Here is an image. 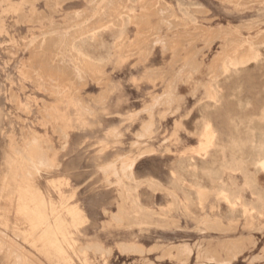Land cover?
<instances>
[{
	"label": "rangeland",
	"instance_id": "rangeland-1",
	"mask_svg": "<svg viewBox=\"0 0 264 264\" xmlns=\"http://www.w3.org/2000/svg\"><path fill=\"white\" fill-rule=\"evenodd\" d=\"M66 1L0 0V264H196L169 244H194L204 226L147 180L196 220L219 205L224 228L242 224L232 233L248 258L236 264H264V0H115L130 12L119 18H105L107 0ZM146 33L160 39L154 52ZM41 53L86 80L51 78ZM79 115L84 125L63 117ZM135 159L131 181L123 167ZM121 193L170 214L133 219Z\"/></svg>",
	"mask_w": 264,
	"mask_h": 264
},
{
	"label": "bare ground",
	"instance_id": "bare-ground-1",
	"mask_svg": "<svg viewBox=\"0 0 264 264\" xmlns=\"http://www.w3.org/2000/svg\"><path fill=\"white\" fill-rule=\"evenodd\" d=\"M66 0H64V2H65ZM73 1V0H72ZM82 1H84V0H76V2H74V3H68V4H75V3H80V2H82ZM97 1L98 0H95L91 5H96L97 4ZM3 2H4V0H3ZM66 2H69V1H66ZM65 2V3H66ZM99 2V1H98ZM5 3H7V2H5ZM116 2H115V0H107V2L105 3V5H104V7H105V12H102L103 14H105L106 16H105V18H108L109 17V14L111 13H114V15L116 16V17H120V13L122 12H124V13H127V14H129L130 12L128 11V9H125V8H122L121 9V11H119V10H117V9H115L113 6H114V4H115ZM59 4V3H58ZM104 4V3H103ZM162 4H164V3H162ZM60 5V4H59ZM170 11V10H169ZM172 11V10H171ZM170 11V12H171ZM205 11V10H204ZM82 12V11H81ZM163 12V9L160 11V13H162ZM169 12V13H170ZM84 13H86V14H88L87 12H84ZM165 13H168V12H165ZM22 14V13H21ZM70 14V13H69ZM68 14V15H69ZM173 14V13H172ZM207 14V13H206ZM162 15V14H161ZM165 15V14H164ZM174 15V14H173ZM19 16V15H18ZM25 16V15H24ZM74 15H69V18L71 17H73ZM149 16V15H148ZM166 16V15H165ZM65 17H67V16H65ZM77 16L75 15V18H76ZM162 17V16H161ZM48 18V17H47ZM68 19V18H67ZM74 19V18H73ZM110 19V18H109ZM174 20H176V19H173V21ZM207 20V19H206ZM76 21V20H75ZM78 21V20H77ZM111 21H112V19H111ZM35 22V21H34ZM73 22H74V20H73ZM133 22H135V20H133ZM159 22H161V23H170V20H165V18H162V19H160V21ZM206 22V21H205ZM208 22H210V21H208ZM160 23V24H161ZM167 23H166V26H168L167 25ZM178 23V22H177ZM177 23H170V25L169 26H171V24H173V26L175 25H177ZM181 23V22H180ZM179 23V24H180ZM134 24V23H133ZM149 24V23H148ZM120 25V24H119ZM197 25V24H196ZM199 25V24H198ZM71 26V25H70ZM150 26V25H149ZM161 26H162V24H161ZM158 27H159V25H158ZM149 28V27H148ZM161 28V27H160ZM173 28V27H172ZM186 28V27H185ZM194 28V27H193ZM197 28H199V31H200V33H203V35L204 34H206V33H208L209 32V30H210V28L208 29L207 27H205V26H200V27H197ZM53 29V28H52ZM45 30H47V29H45ZM55 30V29H54ZM227 30H229V29H227ZM248 30V29H247ZM153 31V30H152ZM222 31V30H221ZM221 31H219V32H221ZM214 32V31H213ZM216 32V31H215ZM148 33V32H147ZM146 33V37H145V40H144V44H143V47H146V49L147 50H149V49H151L153 52H154V48L156 47V45H157V43L159 44V42H160V39H158V40H156V39H153L154 38V36L152 35V34H147ZM212 33V32H211ZM213 34V33H212ZM216 34V33H215ZM223 34V33H222ZM225 34L227 35V36H229V35H237L238 37H236L235 36V38L236 39H239V42L241 43V46L243 45V47L245 48L246 46H248L245 42V38L243 37V36H241V35H239L238 33H235V32H232V31H225ZM138 35V34H137ZM151 35H152V37H151ZM157 35V34H156ZM159 35V34H158ZM162 35V34H161ZM207 35V34H206ZM216 36H219V35H217L216 34ZM226 36V37H227ZM60 37V35L59 36H57L56 38H59ZM206 37V36H205ZM63 38H64V35H63ZM137 38V37H136ZM150 38H152L153 40H151L150 41ZM232 39H230L231 41L234 39V43L236 42V40H235V38H233V37H231ZM166 39H167V37H166ZM138 42L140 41V42H143V39L142 38H140L139 37V39L137 40ZM53 40L52 41H49L48 43H47V45H46V47H47V49L49 50L52 46H53ZM168 42V41H167ZM233 42V41H232ZM238 42V41H237ZM55 43V42H54ZM166 43V41H164V44ZM167 44V43H166ZM237 44V43H236ZM169 45V42H168V44H167V46ZM157 46H159V45H157ZM163 47H166L165 45L163 46ZM170 47H171V45H170ZM169 47V48H170ZM246 48H248V47H246ZM71 50H72V53L75 55V56H77L78 57V59L81 57L82 59H85V57L84 56H82L81 54H79L75 49H74V47L72 46V48H71ZM54 52V51H53ZM249 52V51H248ZM241 53V52H240ZM42 54V57L44 58V59H42L41 58V56L39 57V58H41L42 60H40L39 59V61H44V63L43 64H45V65H43L42 63H41V66L43 65V67L45 66V68L47 69V71H48V75L49 74H51L52 75V73H49V72H56V71H62V70H65L66 69V71L68 70V73H69V75L68 76H74V77H77L78 79L80 78H84L85 80H86V78H85V76L80 72V71H78L77 73H76V75H73V71L71 70V68L70 67H68L67 65H66V63L63 61V60H61V59H59V62L58 63H52V58L50 59V57H49V55H45V54H43V53H41ZM194 54V53H193ZM242 54V53H241ZM247 54V53H246ZM245 54V55H246ZM240 55V54H239ZM191 56H193V55H191ZM35 57V56H34ZM124 57V56H123ZM194 57V56H193ZM192 57V58H193ZM191 58V57H190ZM54 59V58H53ZM192 60V59H191ZM190 60V61H191ZM188 62H189V60H188ZM191 63V62H190ZM215 63V62H214ZM34 64V63H33ZM38 63H36V65H37ZM40 65V64H39ZM43 67H42V69H43ZM35 68V67H34ZM44 68V69H45ZM37 69V68H36ZM70 69V70H69ZM24 71V70H23ZM70 71V72H69ZM65 73V71H62V73ZM76 72V71H75ZM26 73V72H25ZM28 73V72H27ZM44 73H46V72H44ZM57 73V72H56ZM59 73V72H58ZM68 73H65L66 75L68 74ZM46 75V74H45ZM51 75H49L50 77H51ZM55 76H57V75H55ZM61 79H62V76H60V75H58ZM57 76V77H58ZM54 76H52L51 78H53ZM58 77V78H59ZM65 77H67V76H65ZM68 78V77H67ZM54 79H57L56 77L54 78ZM61 79H58V80H55L54 82L55 83H57L58 84V82L59 81H63V80H66V79H64L63 78V80H61ZM70 78H68V80H69ZM75 79V78H74ZM71 80V79H70ZM67 81V80H66ZM65 81V82H66ZM53 82V83H54ZM141 82V81H140ZM63 83L61 82V85H62ZM54 85V84H53ZM59 85H60V83H59ZM64 87V86H63ZM167 90H169V89H167ZM169 91H167V93H168ZM171 93V92H170ZM57 95V94H56ZM167 96V94H164V96ZM170 95V94H169ZM164 96H162V97H164ZM156 97V96H155ZM159 99H161V96H160V98ZM173 99V98H172ZM73 101V100H72ZM71 101V102H72ZM75 102V103H74ZM73 103H72V106H76V104L78 103H76V101H74ZM172 102V101H171ZM97 103H100V102H97ZM169 103V102H168ZM16 105V104H15ZM19 105V104H18ZM155 105V104H154ZM77 107V106H76ZM78 108V107H77ZM77 108H76V110H77ZM147 110H149V109H147ZM89 111H91V109H89ZM88 111V112H89ZM93 111V110H92ZM92 111L90 112V113H92ZM150 111V110H149ZM94 112V111H93ZM77 113V112H76ZM78 114V113H77ZM80 114V113H79ZM60 115V114H59ZM153 116V115H152ZM167 116V115H166ZM63 117H65V120L68 122V123H72V122H76V124L77 125H84L85 124V119L83 118V116H81V115H79L78 117L76 116V119L75 120H72V119H70L69 117L67 118L66 116H63ZM150 117H151V115H150ZM165 117V116H164ZM153 119V118H152ZM87 122V121H86ZM153 122V121H152ZM150 124H151V122H150ZM147 125V124H146ZM87 126H89V125H87ZM153 127V126H152ZM148 128H150V127H148ZM147 128V129H148ZM148 131V130H147ZM146 131V132H147ZM68 134L67 133H64V137H65V139H67L68 138ZM37 138V137H36ZM29 146V145H28ZM41 146V145H40ZM49 146H51V145H49ZM53 148V147H52ZM49 149H51V147L49 148ZM36 154V153H35ZM44 155H43V160H40L38 157V159L40 160V161H36V162H41V163H43V165L45 164V163H49L50 161H49V159H48V155L46 154V153H43ZM39 155V154H38ZM144 155V154H143ZM35 156H37V154L35 155ZM26 157V156H25ZM36 158V159H37ZM28 159V158H27ZM136 161H137V159H135V160H133V161H131L130 163H124V167H123V170H124V174L125 173H128V171L130 170L131 172L133 171V167H135L134 165H135V163H136ZM30 162V161H29ZM31 163V162H30ZM35 164V163H34ZM50 165V164H49ZM48 165V166H49ZM115 169H116V167H115ZM111 171L112 170V168L111 169H109L108 168V171ZM35 171V170H34ZM115 171V170H114ZM28 174V173H27ZM32 174V173H31ZM123 174V175H124ZM23 175V174H22ZM119 177V176H118ZM120 178V177H119ZM131 179H132V176H131ZM130 179V180H131ZM131 181H133V180H131ZM119 183H120V186H122L123 188H125L126 186V184L125 183H123L122 182V180H120L119 181ZM125 184V185H124ZM119 186V185H118ZM119 186V187H120ZM154 187L156 188H162L163 190H162V193L164 194L165 193V195H166V198H168V199H170L171 198V201L173 200V199H175V202H172V204L174 203V205H175V208L177 209V211H179V212H181V213H185L184 214V219H186L187 221L189 220H191L192 222L194 221V223H195V221L198 223V224H201V225H203L204 227L202 228V227H200L199 229H198V234H199V238H198V241L197 242H195L194 244H192V243H188L187 241H182V243L181 244H179V245H176V247L178 248V257L179 256H181V257H186V263H188V259L190 260V258H191V256H193V254H194V256H196V264H236V263H238V262H240V260L241 259H246V258H248V256H247V254H245V250H244V248L246 247H243L244 245H245V243L243 242V239H235V237L237 236V235H235V234H233L232 232L234 231V232H236V231H238V229H240V227L242 226V224L241 225H239V223H237L236 224V226H235V228L233 227V228H231V227H229L228 229L227 228H224V226L222 225V217H221V215H222V213H221V211H220V208H218L219 207V205L217 206V207H214L213 206V208H212V213H210L209 212V210H208V208H210V206H202L204 209L206 208L207 210L203 213V218L201 219V220H196L195 219V216L194 215H192V216H188L187 214V209L189 208L184 202H183V200H181V198H180V196L175 192V191H173V190H171V191H169V189L168 188H165V186L164 185H158V183H156V184H154ZM127 189V188H126ZM129 189V191H132L133 189H131V188H128ZM135 190V189H134ZM122 191H124V190H122ZM158 191V190H157ZM199 191V190H198ZM156 192V191H155ZM154 192V193H155ZM161 192V191H160ZM172 193V195H170L171 193ZM128 193V192H127ZM205 194V192L204 191H202V192H200L199 193V197H200V200H201V198L203 197V195ZM175 195V198L173 197ZM224 196V195H223ZM130 197H131V199H130ZM173 198V199H172ZM128 200L127 201V203L130 201V200H132L131 202L133 203V206H132V210L134 211H132L133 213H131V211H123V208L126 206V205H124L125 203H124V201L125 200ZM121 200H122V204H120V206H119V210H121L122 211V214H123V212H124V214L125 213H127L128 215L130 214V216H131V218H138L139 219V217H140V215L137 213L136 214V212L137 211H139L138 210V208L140 207L141 208V206H138V202H139V196L136 194V196H134V195H132V194H129L127 197H123V194L121 193ZM174 201V200H173ZM229 201H230V199H229ZM130 202V203H131ZM201 202V201H200ZM129 203V204H130ZM230 204L231 205H235V203H233V202H231L230 201ZM122 205H124V207H121ZM211 205H214V204H211ZM170 206V205H169ZM201 207V208H202ZM167 210H168V208H166ZM190 209V208H189ZM218 209H219V211H218ZM234 209V208H233ZM142 210V209H141ZM120 211V212H121ZM169 211V210H168ZM149 212V211H148ZM149 213H151V214H153V215H147V213L145 214V215H143V217L145 218V219H153V218H155V216H159V217H165V216H167L168 214H170V213H166V212H164V211H161V212H157V211H151V212H149ZM176 213V212H175ZM233 213H236L235 211H233ZM135 215V217L133 216V215ZM211 214V215H210ZM119 216V215H118ZM126 216V215H125ZM235 216V215H234ZM127 217V216H126ZM168 217V216H167ZM114 218H115V216H114ZM130 218V217H129ZM166 218V217H165ZM190 218V219H189ZM122 220V219H121ZM175 221V220H174ZM152 222H154V220L152 221ZM170 222V221H169ZM172 222H173V220H172ZM156 223V222H155ZM175 223V222H174ZM177 225V224H176ZM246 226H248V225H245V227ZM211 230H212V232L213 231H215V232H217V234L218 235H221V236H218V237H213V236H210V235H208V233H211ZM246 229H243V230H241V231H245ZM42 231V230H41ZM241 231H240V233L239 234H241ZM221 233H223V234H221ZM227 233V234H226ZM229 233H232V234H229ZM182 235V238H184V237H186V235H183V234H181ZM242 235V234H241ZM245 235V234H244ZM210 238V240H208ZM227 239L228 238V240H226V241H223V239ZM216 239V241H214ZM254 242H255V245L253 246V248H255V246H256V241L254 240L253 241V243L252 244H254ZM244 244V245H243ZM171 247H173V246H171ZM176 247H174V248H171V251L173 250V249H175ZM176 250V249H175ZM174 250V251H175ZM246 251H247V247H246ZM173 252V251H172ZM181 253V255H179ZM149 254V253H148ZM263 258V257H262ZM158 259V258H157ZM181 259V258H180ZM260 259H261V257H260ZM20 260V259H19ZM249 260H250V264H254V261H255V258H253V256L251 255L250 257H249ZM259 261V260H258ZM19 262V261H18ZM264 262V261H263ZM19 264H20V262H19Z\"/></svg>",
	"mask_w": 264,
	"mask_h": 264
},
{
	"label": "crops",
	"instance_id": "crops-1",
	"mask_svg": "<svg viewBox=\"0 0 264 264\" xmlns=\"http://www.w3.org/2000/svg\"><path fill=\"white\" fill-rule=\"evenodd\" d=\"M148 127H149V126H147V128H148ZM149 129H150V128H148L147 130H149ZM143 154H145V153H143ZM127 163H128V162H127ZM125 176H126L128 179H131V176H132V179H131V180H136L133 171L131 172V171L129 170L128 173L125 174ZM155 182L158 183V185H163L161 182L156 181V180H147V181H146V184H147L148 186H150V188H151L153 191H156V192H157V190H158V193L163 194V193H162V190H163V189H162L161 187H160V188H159V187H158V188H157V187H156V188L154 187V183H155ZM137 183H138V182H137ZM142 184H143V182H141V183L139 184V186L142 185ZM139 186H137V187L139 188ZM164 186H165V185H164ZM165 187H166V186H165ZM168 189H169V188H168ZM160 191H161V192H160ZM169 191H171V189H169ZM156 192H155V193H156ZM170 193H171V192H170ZM170 195H172V193H171ZM164 196H166L165 193H164ZM173 197L175 198V195H174ZM130 199H131V197H130ZM170 199H171V198H170ZM172 199H173V198H172ZM128 200H129V199H128ZM128 200L126 199L124 202H126V201H128ZM173 200H174V201H173ZM173 200H172V202H175V199H173ZM131 201H132V200H130L129 202H131ZM138 203H139L138 206H141V209H142V211H143V213H142L141 216L139 217V218H141V217H143L144 214H146L145 211H146V209L148 210V208H146L145 206H143V204L141 203L140 199H139V202H138ZM131 204H133V203L131 202ZM173 204H174V203H173ZM127 211L129 212V210H127ZM130 211H131V213H133V212H132V211H133L132 209H131ZM132 215H133V214H132ZM147 215H148V214H147ZM133 216L135 217V215H133ZM176 217H177V216H176ZM176 217H175V218H176ZM172 220H173V223H174V222H177V223H178L177 219H172ZM172 220L169 219L167 223H172ZM174 220H175V221H174ZM169 221H170V222H169ZM175 234H176V233H175ZM177 236L182 237V235H177ZM186 236H187V235H186ZM160 237H161V238H164V239H165V238L167 239V234H165V233H160ZM167 241H168V240H167ZM170 245H173V246L175 245V246H176V244H169V246H170Z\"/></svg>",
	"mask_w": 264,
	"mask_h": 264
}]
</instances>
